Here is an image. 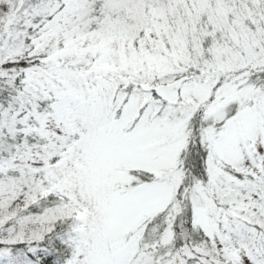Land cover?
I'll return each mask as SVG.
<instances>
[{
  "label": "snow or ice",
  "instance_id": "1",
  "mask_svg": "<svg viewBox=\"0 0 264 264\" xmlns=\"http://www.w3.org/2000/svg\"><path fill=\"white\" fill-rule=\"evenodd\" d=\"M0 264H264V0H0Z\"/></svg>",
  "mask_w": 264,
  "mask_h": 264
}]
</instances>
